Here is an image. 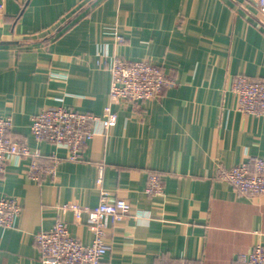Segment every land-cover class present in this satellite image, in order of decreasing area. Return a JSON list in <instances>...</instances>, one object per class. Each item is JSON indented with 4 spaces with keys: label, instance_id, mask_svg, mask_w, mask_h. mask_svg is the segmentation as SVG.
I'll return each instance as SVG.
<instances>
[{
    "label": "crops",
    "instance_id": "1",
    "mask_svg": "<svg viewBox=\"0 0 264 264\" xmlns=\"http://www.w3.org/2000/svg\"><path fill=\"white\" fill-rule=\"evenodd\" d=\"M0 115L9 134L46 159L55 147L30 132L32 117L61 105L117 121L96 132L79 160L28 175L30 159L9 155L0 197L21 206L0 226V264H41L34 234L59 215L81 242L100 191L130 212L108 220L102 264H240L264 247V193L243 195L216 178L220 167L264 157V116L243 113L234 78L264 79V12L256 0H0ZM118 36V37H117ZM149 59L175 83L161 95L111 102L108 62ZM99 130V125L94 126ZM65 155L64 150H59ZM156 173L162 192H146ZM100 178V180H99Z\"/></svg>",
    "mask_w": 264,
    "mask_h": 264
},
{
    "label": "built area",
    "instance_id": "2",
    "mask_svg": "<svg viewBox=\"0 0 264 264\" xmlns=\"http://www.w3.org/2000/svg\"><path fill=\"white\" fill-rule=\"evenodd\" d=\"M264 12V0H256ZM1 8V3H0ZM118 37V36H117ZM110 72L109 98L111 102L134 103L161 95L165 88L175 83L171 72L161 64L149 59L130 60L114 56L108 62ZM237 97L238 109L243 113L264 116V79L237 75L231 86ZM117 114L111 104L101 114L79 111L61 105H50L35 114L29 128L37 141L50 143L55 147L44 161L41 152L9 134L12 127L10 116L0 115V172L5 171L9 155H20L30 159L28 175L40 180L42 173L54 174L58 162L63 158L79 160L85 144L96 132L107 133L115 126ZM99 125V130L94 126ZM64 150L65 155L59 154ZM217 179L224 180L234 191L243 195L264 193V157L241 161L231 167H220ZM100 180V178H99ZM146 192L159 194L162 183L156 173L149 176ZM70 209L76 220L86 214V224L92 232L88 244L72 234L68 222L59 215L54 224L34 234L39 249L41 264H102L109 245L105 240V226L108 220L123 219L130 212V204L123 198L109 199L108 192L100 191L99 202L94 207L76 203L63 207ZM21 210L20 204L11 197H0V226L11 227ZM240 264H264V247L255 244L247 254L239 256ZM185 264V263H182Z\"/></svg>",
    "mask_w": 264,
    "mask_h": 264
}]
</instances>
